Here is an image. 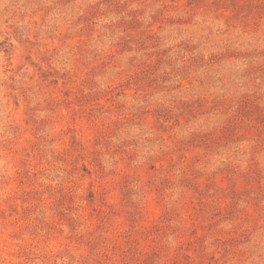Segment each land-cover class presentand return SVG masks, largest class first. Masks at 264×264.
Masks as SVG:
<instances>
[{"label": "rangeland", "instance_id": "rangeland-1", "mask_svg": "<svg viewBox=\"0 0 264 264\" xmlns=\"http://www.w3.org/2000/svg\"><path fill=\"white\" fill-rule=\"evenodd\" d=\"M0 264H264V0H0Z\"/></svg>", "mask_w": 264, "mask_h": 264}]
</instances>
